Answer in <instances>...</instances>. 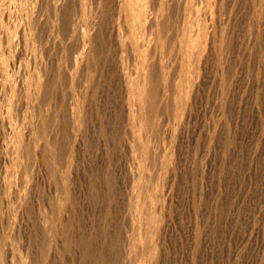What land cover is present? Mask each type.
Listing matches in <instances>:
<instances>
[{"label": "rangeland", "instance_id": "rangeland-1", "mask_svg": "<svg viewBox=\"0 0 264 264\" xmlns=\"http://www.w3.org/2000/svg\"><path fill=\"white\" fill-rule=\"evenodd\" d=\"M32 1H0L26 35L0 76V264H264V0Z\"/></svg>", "mask_w": 264, "mask_h": 264}, {"label": "bare ground", "instance_id": "bare-ground-1", "mask_svg": "<svg viewBox=\"0 0 264 264\" xmlns=\"http://www.w3.org/2000/svg\"><path fill=\"white\" fill-rule=\"evenodd\" d=\"M0 1H2V0H0ZM6 1H7V0H3V2L1 3V6H3V4L6 3ZM8 1H9V0H8ZM29 1H30V0H29ZM31 1H32V0H31ZM36 1H37V0H36ZM44 1H45V0H44ZM51 1H52V0H51ZM81 1H82V0H81ZM89 1H90V0H89ZM94 1H95V0H94ZM109 1H110V0H109ZM117 1H118V0H117ZM117 1H116V3H117ZM145 1H147V0H145ZM148 1H149V0H148ZM150 1H151V0H150ZM157 1H158V0H157ZM170 1H171V0H170ZM181 1H182V0H181ZM181 1H180V2H181ZM196 1H197V0H196ZM206 1H207V0H206ZM12 2H13V1H12ZM19 2H21V1H19ZM32 2H33V1H32ZM54 2H55V0H54ZM77 2H78V1H77ZM85 2H86V1H85ZM95 2H96V1H95ZM119 2H122V3H121L122 6H123V3H125L124 6H125L126 8H128L129 11H130V13H131L133 16H135L136 18H138V19L141 18V16H142V18H143V16H144V18H146V16H149V15L151 14V13H150L151 11H149L150 14L147 15L145 6H142V4L139 3V2H140L139 0H120ZM119 2H118V3H119ZM180 2H179V3H180ZM24 3H26V0H22V3H20V4H21V5H24ZM30 3H31V2H30ZM81 3H82V2H81ZM97 3H98V2H97ZM153 3H154V2H153ZM157 3H158V2H157ZM157 3H156V4H157ZM159 3H160V2H159ZM179 3H178V4H179ZM184 3H185V1L183 2L182 5H184ZM193 3H195L194 0H186V4H185V5H186L187 8H189L188 11H190V10L193 8V7H192L193 5L196 6V5L193 4ZM196 3H197V2H196ZM90 4H91V3H90ZM90 4H88V2H87V6H88V5L90 6ZM112 4H113V3H112ZM145 4H146V3H145ZM154 4H155V3H154ZM156 4H155V6H156ZM36 5H37V3H36ZM55 5H56V4H55ZM57 5H58V4H57ZM60 5H61V3H60ZM79 5L81 6L82 4H78V6H79ZM95 5H96V4H95ZM150 5H151V3H150ZM150 5H149V8H148V9L151 8ZM1 6H0V74H1L0 76H1V78H3V82H2V83L5 84V83H7L6 81H7V79H8V77H7V74H8V73L6 74V71H5L6 69L4 70V68L2 69V67H3L4 65H6L8 62H7V63H6V62L3 63V61H4V59H5V57L3 58V54H4V46H5L6 44H7V46H11V45H10V42H11V41H14L13 37H14V34H16V33L20 32L22 36H26V35L24 34L25 31H24L23 29H20V30H19V29H15V30H14V28H13V29H12V28L10 29V28L6 25V22H7V21H5V20L7 19V18H6V17H7V14L5 15L6 10H5V12H4V9L2 10V8H3L5 5H4L3 7H1ZM96 6H98V5H96ZM96 6H94V7L96 8ZM117 6H118V5H117ZM122 6H120V7H122ZM134 6H135V9L132 11V8H133ZM147 6H148V5H146V7H147ZM160 6H161V5H160ZM167 6H168V5H167ZM178 6H179V5H178ZM22 7H23V6H22ZM31 7H32V6H31ZM81 7H83V6H81ZM24 8H25V7H23V9H24ZM43 8H44V7H43ZM54 8H57V7L54 6ZM86 8H88V7H86ZM86 8H85V9H86ZM95 8H94V10H92V11H93L92 14L95 13V10H96ZM122 8H123V11H124V10H125L124 7H122ZM122 8H121V9H122ZM155 8H157V6H156ZM161 8H162V7H161ZM183 8H184V7L182 6L181 11H183ZM28 9H29V7H28ZM33 9H34V8H33ZM33 9H32V10H33ZM58 9H59V7H58ZM83 9H84V8H83ZM89 9H90V7L88 8V10H89ZM151 9H153V8H151ZM194 9H195V8H194ZM25 10H26V8H25ZM25 10H24V11H25ZM32 10H30V11H32ZM51 10H52V9H51ZM59 10H60V9H59ZM59 10H58V11H59ZM118 10H119V9H117V11H118ZM53 11H54V10H53ZM66 11H67V10H66ZM84 11L86 12V10H84ZM84 11H83V12H84ZM113 11H114V10H113ZM125 11H126V10H125ZM129 11H127V12H129ZM147 11H148V10H147ZM156 11H157V10H156ZM159 11H160V10H159ZM181 11H180V12H181ZM27 12H28V11H27ZM38 12H39V11H38ZM49 12H50V11H49ZM75 12H76V11H75ZM153 12H154V11H153ZM153 12H152V13H153ZM160 12H161V11H160ZM185 12H187L186 9H185L184 13H185ZM6 13H7V12H6ZM24 13H26V12H24ZM28 13H29V12H28ZM35 13H36V12H35ZM57 13H58V12H57ZM65 13H66V12H65ZM89 13H90V12H88L87 14L90 15ZM120 13H121V10H120ZM120 13H119V14H120ZM130 13H129V14H130ZM155 13H156V12H155ZM158 13H159V12H158ZM29 14H30V13H29ZM29 14H28V15H29ZM54 14H55V13H54ZM58 14H59V13H58ZM61 14H62V13H61ZM84 14H85V13H83V15H84ZM103 14H104V13H103ZM123 14L126 15L124 12H123ZM123 14H122V15H123ZM153 14H154V13H153ZM156 14H157V13H156ZM161 14H163V13H161ZM161 14H160V16H161ZM185 14H186V13H185ZM30 15H31V14H30ZM55 15H57V14H55ZM120 15H121V14H120ZM120 15H118V18H119ZM124 15H123V18H122V16H120V18H122V20L124 19ZM157 15H158V14H157ZM157 15H155V16L157 17ZM186 15H188V12H187ZM186 15H185V17H186ZM10 16H11V15H10ZM25 16L27 17V14H26ZM57 16H58V15H57ZM79 16H80V14H79ZM93 16H94V15H93ZM93 16H92V17H93ZM150 16H151V15H150ZM155 16H154V18H155ZM197 16H198V15H197ZM32 17H33V16H31V18H32ZM90 17H91V16H90ZM112 17H113V16H112ZM125 17L128 18V19H127V20H128L127 22L130 21L129 18H131V20H132V17H130V16L127 17V15H126ZM181 17H182V16H181ZM8 18H10V17L8 16ZM37 18H38V17H37ZM74 18H75V17H74ZM76 18L78 19V17H76ZM186 18H189V16L186 17ZM25 19H26V20H27V19L31 20L29 16H28V18H25ZM33 19H34V18H33ZM33 19L31 20L32 22L34 21ZM79 19H81V18L79 17ZM79 19H78V20H79ZM93 19H95V18H93ZM133 19H135V18L133 17ZM155 19H156V18H155ZM157 19H158V18H157ZM160 19H161V18H160ZM183 19H184V18L182 17L181 20H183ZM23 20H24V19H23ZM49 20H50V19H49ZM51 20H52V19H51ZM65 20H66V19H65ZM68 20H69V19H68ZM142 20H143V19H142ZM144 20L146 21L147 19H144ZM144 20L141 21V19H140L139 21H141V22L143 23ZM149 20H150V18H148V21H149ZM163 20H164V19H163ZM39 21H40V20H39ZM39 21L37 20L36 22L38 23ZM43 21H44V20H43ZM58 21H59V20L57 19V22H58ZM61 21H62V20H61ZM86 21H87V19H86ZM88 21H89V20H88ZM99 21H100V20H99ZM124 21H125V19H124ZM124 21H121V22L123 23ZM139 21H138V23H139ZM150 21H153V20H152V16H151V20H150ZM150 21H149V22H150ZM155 21H156V20H154V23H155ZM186 21H187V19H186ZM188 21H190V20H188ZM57 22H56V23H57ZM78 22H79V21H78ZM84 22H85V21H82L81 23L83 24ZM119 22H120V21H119ZM125 22H126V21H125ZM125 22H124V23H125ZM136 22H137V21H136ZM136 22H135L134 26L136 25ZM149 22H148V23H149ZM184 22H185V21H184ZM7 23H8V22H7ZM28 23H29V22H28ZM28 23H26V24H28ZM53 23H55V22L53 21ZM93 23H94V21H93ZM122 23H120V25H122ZM144 23H147V22H144ZM144 23H143V24H144ZM154 23L151 22V24H153V26H154ZM174 23H175V22H174ZM186 23L188 24V22H186ZM186 23H185V24H186ZM9 24H10V23H9ZM30 24H31V22H30ZM57 24H60V23H57ZM88 24L90 25V21H89ZM129 24H130V22H129ZM129 24H128V25H129ZM151 24H150V25H151ZM176 24H177V23H176ZM182 24H183V23H181V25H182ZM51 25H52V23H51ZM51 25H50L49 27H51ZM72 25H73V24H72ZM85 25H86V24H85ZM85 25H84V26H85ZM118 25H119V24H118ZM125 25H126V24H125ZM128 25H127V26H128ZM137 25H138V24H137ZM139 25H140V24H139ZM139 25H138V27H140L142 24H141L140 26H139ZM144 25H145V24H144ZM146 25H148V24H146ZM146 25H145V26H146ZM157 25H158V23H157ZM33 26H34V25H33ZM33 26H31V27H33ZM76 26H77V25H76ZM122 26H123V25H122ZM129 26H130V25H129ZM129 26H128V28L130 29ZM148 26H149V25H148ZM15 27H16V26H15ZM18 27H20V26L18 25ZM52 27H53V28L55 27L54 24H53ZM73 27H74V26H73ZM86 27H87V26H86ZM86 27H84V28H86ZM108 27H109V26H108ZM119 27H120V26H119ZM138 27H136L137 30H139V29L141 28V27H140V28L138 29ZM157 27H158V26H157ZM185 27H186V26H185ZM187 27H188V26H187ZM21 28H22V26H21ZM29 28H30V25H29ZM35 28H36V27H35ZM35 28H33V29L31 28V29H32V30H35ZM87 28H88V27H87ZM87 28H86V29H87ZM112 28H113V27H112ZM117 28H118V27H117ZM121 28H122V27H121ZM126 28H127V27H126ZM142 28H143V27H142ZM150 28H152V25H151ZM158 28H159V27H158ZM25 29H26V28H25ZM40 29H41V28H40ZM49 29H50V28H49ZM51 29H52V28H51ZM75 29H76V28H75ZM82 29H83V28H82ZM124 29H125V28H124ZM132 29H135V28H132ZM181 29H183V28H181ZM185 29H186V28H185ZM61 30H62V29H61ZM67 30H68V29H67ZM76 30H77V29H76ZM89 30H90V29H89ZM122 30H123V29H122ZM141 30H142V29H141ZM141 30H140V31H141ZM147 30H148V29H147ZM147 30H145V31H147ZM153 30H154V29H153ZM155 30H156V28H155ZM179 30H180V29H179ZM187 30H188V28H187ZM39 31H40V30H39ZM41 31H42V30H41ZM51 31H52V30H51ZM79 31H80V30H79ZM81 31H82V30H81ZM87 31H88V30H87ZM130 31H131V30H130ZM150 31H151V29H150ZM150 31H149V33H151ZM158 31H159V30H158ZM30 32H31V31H30ZM57 32H58V31H57ZM82 32H83V31H82ZM82 32H80V34H81ZM89 32H90V31H89ZM89 32H88V34L90 35ZM159 32H160V31H159ZM183 32H185V31H183ZM190 32H191V31H190ZM262 32H263V31H262ZM26 33L28 34V30H27ZM33 33H34V32H33ZM35 33H36V32H35ZM37 33H38V31H37ZM37 33H36V34H37ZM39 33H40V32H39ZM42 33H43V32H42ZM46 33H48V31H47ZM50 33H51V32H50ZM123 33H125V32L123 31ZM137 33H138V32H137ZM137 33H135V36H137V35H136ZM140 33H141V32H140ZM155 33L157 34L156 31H155ZM250 33H251V32H250ZM60 34H61V33H60ZM71 34H72V33H71ZM85 34H86V33H85ZM125 34H126V33H125ZM130 34H131V33H130ZM159 34L161 35V33H159ZM29 35H31V33H29ZM62 35H63V33H62ZM81 35H82V34H81ZM86 35H87V34H86ZM89 35H88V36H89ZM143 35H144V34H143ZM157 35H158V34H157ZM185 35H186V34H185ZM185 35H184V37H185ZM188 35H190V34H188ZM22 36H21V37H22ZM46 36H47V35H46ZM48 36H49V34H48ZM64 36H65V35H64ZM84 36H85V35H84ZM128 36H130V35L128 34ZM149 36H150V35H149ZM182 36H183V34H182ZM29 37H30V36H29ZM29 37H27V38H29ZM86 37H87V36H85V38H86ZM137 37H138V36H137ZM39 38H40V36H39ZM81 38H82V37H81ZM130 38H133L132 35L130 36ZM139 38H140V37H139ZM157 38H158V37H157ZM186 38H187V37H186ZM127 39H128V37H127ZM159 39H160V38H159ZM159 39H158V40H159ZM29 40H30V39H29ZM33 40H34V37H33ZM46 40H47V38H46ZM75 40H76V39H75ZM78 40H79V39H78ZM80 40H81V39H80ZM80 40H79V41H80ZM83 40H84V39H83ZM86 40H87V43H88V42H89L88 40H90V39H89V38H88V39L86 38ZM130 40H131V39H130ZM132 40H133V39H132ZM140 40H141V39H140ZM190 40H191V39H190ZM25 41H26V40H25ZM35 41H36V40H35ZM41 41H42V40H41ZM41 41H39V42H41ZM47 41H48V40H47ZM127 41H128V40H127ZM127 41H126V42H127ZM159 41H160V40H159ZM36 42H37V41H36ZM83 42H84V41H83ZM85 42H86V41H85ZM85 42H84V44H85ZM138 42H139V40H138ZM156 42H157V41H156ZM187 42H188V41H187ZM191 42H192V41H191ZM12 43L15 44V41L12 42ZM12 43H11V44H12ZM123 43H124V42H123ZM129 43H131V42L129 41ZM129 43H128V44H129ZM132 43H133V42H132ZM136 43H137V42H136ZM182 43H183V42H181V45H182ZM185 43H186V42H185ZM188 43H189V42H188ZM188 43H187V44H188ZM14 44H13V45H14ZM76 44H77V43H76ZM148 44H149V43H148ZM155 44H156V43H155ZM175 44H176V43H175ZM126 45H127V44H126ZM130 45H131V44H130ZM83 46H84V45H83ZM187 46H188V45H187ZM187 46H186V47H187ZM194 46H195V45H194ZM84 47H85V46H84ZM103 47H104V46H103ZM138 47L141 48L142 46H141V45L139 46V45L137 44V46L135 47V49L138 50V49H139ZM148 47H150V46H148ZM175 47H176V46H175ZM188 47H189V46H188ZM188 47H187V48H188ZM10 48H11V47H10ZM12 48H13V46H12ZM29 48H30V47H29ZM151 48H152V46H151ZM104 49H105V48H104ZM181 49H183L182 46H181ZM11 50H12V49H11ZM11 50L9 49V51H11ZM69 50H70V49H69ZM133 50H134V49H133ZM136 50H135V51H136ZM140 50H141V49H140ZM152 50H153V49H152ZM186 50H188V49H186ZM190 50H191V49H190ZM190 50H188V51L190 52ZM6 51H8V50H6ZM146 51H147V50H146ZM178 51H179V50H178ZM181 51H182V50H181ZM183 51H184V50H183ZM183 51H182V53L179 52V54H180V55L183 54V53H184ZM191 51H192V50H191ZM196 51H197V50H196ZM83 52H84V51H83ZM139 52H140V51H139ZM142 52H144V51H142ZM142 52H141V53H142ZM192 52H193V51H192ZM210 52H211V51H210ZM5 53H6V52H5ZM7 53H8V52H7ZM10 53H11V52H10ZM132 53L134 54V52H132ZM146 53H147V52H146ZM198 53H199V52H198ZM13 54H14V53H13ZM19 54H20V53H19ZM136 54H137V51H136ZM142 54H143V53H142ZM177 54H178V53H177ZM179 54H178V55H179ZM193 54H194V53H193ZM193 54H192V56H193ZM199 54H200V53H199ZM199 54H198V55H199ZM4 55L6 56V54H4ZM9 55H11V54H9ZM138 55H139V53H138ZM138 55H137V56H138ZM178 55H176V56H178ZM194 55H195V54H194ZM41 56H42V55H41ZM199 56H200V55H199ZM7 57H8V56H7ZM7 57H6V59H7ZM13 57H16V55H13ZM13 57H12V58H13ZM17 57H18V56H17ZM183 57H184V56H183ZM186 57H187V56H186ZM186 57H185V58H186ZM196 57H197V56H196ZM76 58H77V57L74 58V59H75L74 61L77 60ZM179 58H180V60H182V57H179ZM6 59H5V60H6ZM19 59H20V58H19ZM145 59H146V58H145ZM183 59H184V58H183ZM8 60H9V59H8ZM11 60H12V59H11ZM15 60H16V59H14V61H15ZM153 61H154V60H153ZM160 61H161V60H160ZM9 62H10V61H9ZM11 62H12V61H11ZM11 62H10V64H11ZM76 62H77V61H76ZM76 62H75V63H76ZM183 62H184V61L182 60V63H183ZM5 63H6V64H5ZM13 63H14V62H12V64H13ZM72 63H73V62H72ZM14 64H15V63H14ZM7 65H9V64H7ZM81 65H82V64H81ZM147 65H148V64H147ZM161 65H162V64H161ZM11 66H12V65H11ZM163 66H164V65H163ZM182 66H183V64H182ZM182 66L180 67V69L182 68V69L184 70V68H183ZM5 67H7V66H5ZM12 67H13V66H12ZM12 67H7V68H9V69H7V71H9ZM146 67H147V66H146ZM158 67H159V65H158ZM158 67H157V69H158ZM162 68H165V66L162 67ZM162 68H161V69H162ZM58 69H59V68H58ZM145 69H146V68H145ZM15 70H16V69H15ZM72 70H73V69H72ZM104 70H105V69H104ZM158 70H159V69H158ZM80 71H81V70H80ZM147 71H148V70H147ZM160 71H161V70H160ZM143 72H144V70H143ZM163 72H164V71H163ZM179 72H180V71H179ZM182 72H183V71H182ZM182 72H181V73H182ZM196 72H197V71H196ZM198 72H199V71H198ZM164 73H165V72H164ZM141 74H143V73H141ZM162 74H163V73H162ZM8 75H10V72H9ZM71 75H72V74H71ZM122 76H123V75H122ZM166 76H167V75H166ZM181 76H183V74H182V75L180 74V78H178V82H179V80L182 78ZM144 77H145V76H144ZM150 77H151V76H150ZM1 78H0V79H1ZM35 78H36V77H35ZM69 78H70V77H69ZM145 78H146V77H145ZM161 78H162V77H161ZM163 78H164V77H163ZM165 78H166V77H165ZM193 78H194V77H193ZM196 78H197V77H196ZM142 79H143V78H142ZM182 79H183V78H182ZM41 80H42V79H41ZM145 80H146V79H145ZM161 80H162V79H161ZM165 80H166V79H165ZM184 80H185V79H184ZM28 81H29V80H28ZM123 81H124V80H123ZM126 81H127V80H126ZM10 82H11V81L9 80V83H10ZM124 82H125V81H124ZM141 82H143V80H141ZM160 82H162V81H160ZM164 82H166V81H164ZM181 82H182V80H181ZM0 83H1V82H0ZM2 83H1V84H2ZM144 83H145V82H144ZM174 83H176V82H174ZM1 84H0V85H1ZM38 84H40V83H38ZM161 84H162V83H161ZM163 84H164V83H163ZM181 84H182V83H181ZM10 85H11V84H10ZM4 86H5V85H4ZM8 86H9V85H8ZM8 86H7V90H8V93H10V92L12 91V88L10 87V88L8 89ZM11 86H12V85H11ZM39 86H40V85H39ZM141 86H142V85H141ZM141 86H140L139 88H141ZM178 86H179V84H178ZM137 87H138V86H137ZM144 87H145V85H144ZM162 88H163V87H162ZM191 88H192V87H191ZM5 89H6V88H5ZM19 89H20V88H19ZM141 89H142V88H141ZM176 89H177V87H176ZM9 90H11V91L9 92ZM178 90H180L179 87H178ZM178 90H177V91H178ZM181 90H182V89H181ZM1 91H2V90H1ZM3 92H4V91H3ZM6 92H7V91H6ZM138 92H139V91L137 90V93H138ZM139 93H140V92H139ZM143 93H146V91H144ZM36 94H37V93H36ZM78 94H79V93H78ZM9 95H10V94H9ZM146 95H147V93H146ZM26 96H28V95H26ZM141 96H142V95H141ZM144 96H145V95H143V97H144ZM135 98H136V97H135ZM142 99L145 100V98H142ZM133 106H134V105H133ZM133 109H134V108H133ZM159 109H160V108H159ZM136 111H137V110H136ZM139 111H140V110H139ZM2 113H3V112H2ZM159 114H160V113H159ZM1 115H2V114H1ZM2 118H3V117H2ZM0 120H3V119H0ZM3 121H5V120H3ZM3 121H2V123H0V124H3ZM135 121H136V120H135ZM143 121H144V120H143ZM165 121H166V120H165ZM0 122H1V121H0ZM135 123H136V122H135ZM146 123H147V122H146ZM103 124H104V123H103ZM131 124H132V123H131ZM144 124H145V122H144ZM146 126H147V125H146ZM146 126H145V127H146ZM141 128H142V127H141ZM147 128H148V127H147ZM170 128H171V127H170ZM147 130H148V129H147ZM3 145H4V144H3ZM163 146H164V145H163ZM147 147H148V146H147ZM161 148H162V147H161ZM141 152H142V151H141ZM145 157H146V155H145ZM154 158H155V157H154ZM147 159H148V158H147ZM143 162H144V161H143ZM143 162H142V163H143ZM147 163H148V162H147ZM168 168H169V167H168ZM162 172H163V171H162ZM164 174H165V173H164ZM22 177H23V176H22ZM167 191H168V190H167ZM166 196H167V195H166ZM55 203H56V202H55ZM48 211H49V210H48ZM42 228H43V227H42ZM59 233H60V232H59ZM159 237H160V236H159ZM85 260H86V259H85ZM74 261H75V260H74Z\"/></svg>", "mask_w": 264, "mask_h": 264}]
</instances>
